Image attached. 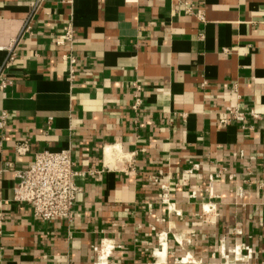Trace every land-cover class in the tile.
Segmentation results:
<instances>
[{
  "label": "crops",
  "instance_id": "obj_1",
  "mask_svg": "<svg viewBox=\"0 0 264 264\" xmlns=\"http://www.w3.org/2000/svg\"><path fill=\"white\" fill-rule=\"evenodd\" d=\"M182 1L204 19L181 0H0V264H264V0ZM66 148L73 217L37 220L15 172Z\"/></svg>",
  "mask_w": 264,
  "mask_h": 264
},
{
  "label": "built area",
  "instance_id": "obj_2",
  "mask_svg": "<svg viewBox=\"0 0 264 264\" xmlns=\"http://www.w3.org/2000/svg\"><path fill=\"white\" fill-rule=\"evenodd\" d=\"M131 1V0H127ZM41 0H36L35 5L38 6ZM183 10L187 14H194L198 20H203L202 10L193 6L187 1L181 0ZM31 19H26L23 23L19 37L29 31V23ZM74 31L69 22L65 23L61 29V37L57 40V45L67 47L66 53L62 57L72 66L75 64V57L70 52L73 42ZM13 48H8L7 54L2 64H0V90H4L11 83L6 73L15 58ZM73 76V70L70 69V77ZM136 90L132 94L133 103L131 109L135 112L139 110L142 99L138 95L140 86H135ZM233 111L231 108H227ZM236 115V110L233 111ZM8 118L7 112L0 114V128H2ZM227 120L220 121L223 125ZM19 154L28 150L25 142L16 146ZM81 173L75 169V162L71 157L70 150L60 149L52 151L48 149L40 150L35 153L33 161L23 170L15 172L17 181L12 189V201L16 204H23L30 208L33 218L43 221L63 220L70 221L73 217V205L76 196L81 192V187L77 183V177ZM206 186L207 191L212 196L211 181ZM163 197H166L164 195ZM165 201H168L167 198ZM171 204H167L168 209H173ZM213 209L209 203L205 208L206 211ZM245 254H240V248L235 247L232 252L235 260L242 261L251 256L252 250L245 247Z\"/></svg>",
  "mask_w": 264,
  "mask_h": 264
},
{
  "label": "bare ground",
  "instance_id": "obj_3",
  "mask_svg": "<svg viewBox=\"0 0 264 264\" xmlns=\"http://www.w3.org/2000/svg\"><path fill=\"white\" fill-rule=\"evenodd\" d=\"M107 154H108V153H107ZM103 250H104V249H103ZM163 252H164V251H162V252L159 253L158 255L162 257V256H163ZM101 255H102V254H101ZM104 255H105V253H104ZM159 258H160V257H159ZM101 259H102V258H101Z\"/></svg>",
  "mask_w": 264,
  "mask_h": 264
}]
</instances>
